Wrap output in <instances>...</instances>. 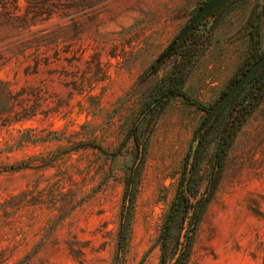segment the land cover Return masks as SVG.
<instances>
[{
	"label": "rangeland",
	"instance_id": "obj_1",
	"mask_svg": "<svg viewBox=\"0 0 264 264\" xmlns=\"http://www.w3.org/2000/svg\"><path fill=\"white\" fill-rule=\"evenodd\" d=\"M205 2L0 0V264H162L179 192L193 208L170 256L246 103L189 264H264V90L206 130L195 171L210 110L178 93L212 109L264 55V0H235L156 65Z\"/></svg>",
	"mask_w": 264,
	"mask_h": 264
},
{
	"label": "trees",
	"instance_id": "obj_2",
	"mask_svg": "<svg viewBox=\"0 0 264 264\" xmlns=\"http://www.w3.org/2000/svg\"><path fill=\"white\" fill-rule=\"evenodd\" d=\"M264 78V70L260 72V74L257 76L256 81H260ZM183 84V80L180 82V87L178 88V93L186 98H188L193 104L199 106L203 110H210L207 108L204 104L197 101L196 99L189 96L184 90H182L181 85ZM244 91V90H243ZM243 91L241 93H243ZM240 93V94H241ZM256 92H254L253 96ZM239 94V95H240ZM238 95V96H239ZM237 96V97H238ZM236 97V98H237ZM235 98V99H236ZM234 99V100H235ZM233 100V101H234ZM231 104V103H230ZM250 105L251 103H246L241 110L238 113L237 118L234 120L233 124V130L231 134H229V137L232 135V133L239 129V127L242 125V123L245 121L247 114L250 112ZM207 133H204L194 156V171L197 167L198 163L200 162L202 158V153L204 151V141ZM226 135L223 136L222 141L219 144L218 152H217V158H216V170L218 171V179L214 182H212V185L210 186V192L209 196L205 199H202L201 204L199 208L196 210L192 217V226L189 228V230L184 234V236L180 237L177 241L175 251L170 256L169 255V248H170V239H171V231L173 229V226L176 222L178 213L182 209V207L185 209V213L187 214L192 208L193 204L190 202L188 196L185 194L184 190L180 191L176 201L172 207V211L169 215L168 222L165 226L164 232L161 236L162 241V248H163V256H162V264H189L192 248L194 245V239H195V233L197 231L198 225L202 219L203 213L207 207V204L209 203L215 187L217 186L218 180L222 175L224 166H225V157L227 155V152L229 150V143L228 139L225 142ZM193 147L189 153V157L192 156ZM194 173L192 174L191 180L193 179Z\"/></svg>",
	"mask_w": 264,
	"mask_h": 264
},
{
	"label": "water",
	"instance_id": "obj_3",
	"mask_svg": "<svg viewBox=\"0 0 264 264\" xmlns=\"http://www.w3.org/2000/svg\"><path fill=\"white\" fill-rule=\"evenodd\" d=\"M233 0H206V2L199 8L196 15L186 26V28L180 33V35L173 42L168 51L160 58L157 62V66L167 59L178 43H181L186 40L188 35L194 31L196 25L208 17H214L221 13V11L232 2ZM264 70V55L260 57L256 62H254L237 80V82L222 96L219 103L209 111V115L206 120L203 122L201 127L197 132L198 145L206 132L219 118V116L224 112V110L230 105V103L248 86L252 83L256 77ZM263 80L260 81L262 83ZM259 90L255 98L260 94Z\"/></svg>",
	"mask_w": 264,
	"mask_h": 264
},
{
	"label": "flooded vegetation",
	"instance_id": "obj_4",
	"mask_svg": "<svg viewBox=\"0 0 264 264\" xmlns=\"http://www.w3.org/2000/svg\"><path fill=\"white\" fill-rule=\"evenodd\" d=\"M235 0H233L232 2H234ZM231 2V3H232ZM230 3V4H231ZM230 4H228L222 11H221V13L230 5ZM201 23V21L196 25V27L199 25ZM195 27V28H196ZM191 34V33H190ZM189 34V35H190ZM188 35V36H189ZM184 42V41H183ZM183 42H181V43H183ZM180 43H178V45H179ZM257 78V77H256ZM262 80H263V82L262 83H260V81H256V79L252 82V83H250L248 86H246L245 87V89L244 90H251L252 92L251 93H253V92H258L259 90H264V78H262ZM250 85H252V86H250ZM250 86V87H249ZM228 136H229V134L228 135H226V138H225V142H226V140L228 139Z\"/></svg>",
	"mask_w": 264,
	"mask_h": 264
}]
</instances>
